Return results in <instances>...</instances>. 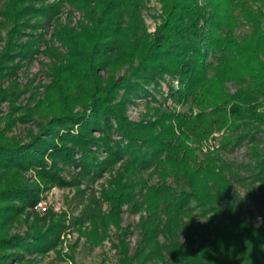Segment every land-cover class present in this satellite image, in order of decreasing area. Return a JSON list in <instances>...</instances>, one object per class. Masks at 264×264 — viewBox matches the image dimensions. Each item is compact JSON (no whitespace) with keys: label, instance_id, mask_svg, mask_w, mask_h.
Masks as SVG:
<instances>
[{"label":"trees","instance_id":"1","mask_svg":"<svg viewBox=\"0 0 264 264\" xmlns=\"http://www.w3.org/2000/svg\"><path fill=\"white\" fill-rule=\"evenodd\" d=\"M160 1L163 17L149 38L140 23L144 0H3L0 4V24L12 23L8 35L19 33L26 24L32 26L20 48L26 50L24 54L31 42L35 46L41 42L52 56L54 38L67 45L65 62L56 68L67 89L83 90L84 70L76 59L81 58L89 72L99 46L98 57L107 56L103 58L109 61L114 54L118 65H126L124 74L110 76L104 86L96 84L98 92L83 110L53 115L40 129L44 135L29 133L28 140L20 142L0 126V264L24 260L33 264L26 253L44 254L56 248L63 223H46L47 215L38 213L31 221L28 214L20 217L24 207L38 199L40 188L25 184L21 170L32 166L44 182L61 183L56 162L77 165L79 173L92 176L112 170L119 162L110 188L101 191L110 203L107 218L87 208L77 220H90L86 238L90 245L102 242L107 222L120 230L113 243L118 254L115 264H264V226L250 222L231 200L232 177L241 176L237 166L222 156V151L246 140L251 181L264 183V150L258 148L260 134L264 138V0ZM64 4L82 12L85 21L79 30L60 21ZM49 20L53 30L44 38L37 29ZM240 25H248L249 30L236 32ZM85 43L93 54L77 55L75 49ZM5 53L6 49L0 53V62ZM117 88H123V98L148 96L156 104L154 119L133 126L123 123L122 101L109 99ZM167 98L185 110L167 105ZM92 130L100 134L94 136ZM113 132L120 137L113 138ZM216 132L222 134L219 143L209 145ZM92 143L105 151L102 159L90 148ZM46 154L52 161L49 168ZM122 204L139 213L132 230L129 224H119ZM22 220L26 228L10 233L14 222ZM134 231L137 239L129 252L124 239Z\"/></svg>","mask_w":264,"mask_h":264},{"label":"rangeland","instance_id":"2","mask_svg":"<svg viewBox=\"0 0 264 264\" xmlns=\"http://www.w3.org/2000/svg\"><path fill=\"white\" fill-rule=\"evenodd\" d=\"M2 3L3 0H0V4ZM140 16L142 30L146 34L145 36L149 38L163 17L161 1L144 0V5L140 8ZM34 18H30V20H34ZM59 19L62 23L67 22L73 30H79L85 21L82 12L68 4L61 7ZM2 23L0 24V53L5 49L7 53L4 55V60L0 62V95H2L0 96V126L5 127V133L8 136L17 138L20 142L28 140L30 134L41 132L40 134L44 135L40 129L44 128L56 113L66 110L77 113L83 110L84 104L87 101L89 103L90 96L98 92L99 88L96 87L98 82L99 85L104 86L110 76L117 78L125 73L126 65H118L119 62H116L114 54L110 55L112 59L109 61L107 58H103L107 56L98 57L99 46L88 66L92 67V69L89 68V72L85 70L87 67L82 59H76L79 66H82L81 68L84 70L81 73L82 79L85 81L83 90L74 89L72 86L67 89L66 83L60 80L56 74V70H58L56 68L65 62V54L68 52L67 45L62 43L60 38H54L50 43L52 56L51 52L48 53L49 50L41 42L37 46L31 42L27 52H25L26 54H24L23 51L26 50H20V48H23L24 44L22 43L29 38L32 26L26 24L19 33L8 35L7 31L12 27V23L8 20L2 21ZM52 23L49 20L44 27L37 29L43 33L44 38L50 36L53 30ZM248 30V25H240L236 28L238 33H244ZM7 39L11 43L10 46L5 45ZM75 53L81 56L93 54L90 51L89 43L80 44L79 48L75 49ZM98 59H100V63L97 62ZM164 77L169 79L167 75ZM229 87L234 88L232 84ZM166 88V83L163 81L162 90L165 91ZM54 89H57L58 93L53 91ZM110 95V103L111 101H122L120 111L123 123L127 121L132 125L154 119L153 108L156 104L148 96L123 98V88H117ZM165 101L167 105L174 107L177 111L185 110L184 107L172 103L169 98ZM112 117L110 116L112 124L117 128L115 118ZM91 134L98 136L100 132L92 130ZM221 135V133L216 132L207 143L216 146ZM112 137L119 138L120 135L113 132ZM258 141L259 150H264V138L261 137V134ZM89 146L94 153L98 154V159L105 156L106 153L103 148H97L93 143ZM47 155L44 156V159L46 160V167L49 168L52 161ZM222 156L226 161H231L237 166L236 172L241 176L240 179L232 177L230 183L231 200L237 204L240 212L245 214L250 222L264 226V183L259 180L251 181L252 167L248 142L245 140L242 145L233 150L222 151ZM56 165L59 168L58 175L62 180L61 183L44 182L45 180L37 174L35 167L32 166L23 168L20 172L25 184L39 185L40 187L38 199L32 204L26 205L20 217L28 214V221H31L34 213H38L39 215H47L46 223L59 221L64 225L55 249L44 254L26 253L25 258L33 259V264H115L118 254L113 243H117L120 230L113 223L107 222L106 236L102 242L90 245L89 240L86 239L89 231H91L90 220L84 219L81 223L77 220L85 216L87 208L90 212L99 211L101 216L107 218L110 213V203L103 199L101 191L110 188L113 173L115 174V168L119 162L112 170H102L100 174L94 176L82 175L78 172L80 168L77 165H62L60 162H56ZM38 168L39 170L42 169L41 166ZM259 196L261 198H258ZM255 197L259 199L258 208L255 207ZM138 216L139 213L130 211L126 204L119 206L120 225L129 224L132 230ZM98 221L100 222V220ZM25 228L26 223L22 220L21 223L14 222L9 232H22ZM80 230L86 233H81ZM136 239L135 231L127 232L124 240L128 243L129 252L133 250ZM59 255L64 258H60ZM26 263L27 260L13 261L9 264Z\"/></svg>","mask_w":264,"mask_h":264},{"label":"clouds","instance_id":"3","mask_svg":"<svg viewBox=\"0 0 264 264\" xmlns=\"http://www.w3.org/2000/svg\"><path fill=\"white\" fill-rule=\"evenodd\" d=\"M257 226H259V225H257Z\"/></svg>","mask_w":264,"mask_h":264}]
</instances>
